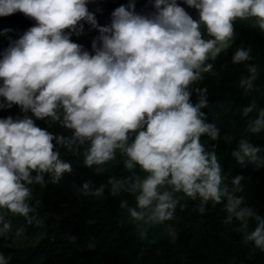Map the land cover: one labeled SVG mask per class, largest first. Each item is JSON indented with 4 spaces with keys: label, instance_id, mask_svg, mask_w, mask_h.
Here are the masks:
<instances>
[{
    "label": "clouds",
    "instance_id": "1",
    "mask_svg": "<svg viewBox=\"0 0 264 264\" xmlns=\"http://www.w3.org/2000/svg\"><path fill=\"white\" fill-rule=\"evenodd\" d=\"M90 2L0 0V16L19 11L36 22L0 52V109L16 105L24 113L0 118V239L12 231L11 217L42 225L36 204L29 203L32 186L59 183L73 173L63 149L82 156L95 176H103L105 166L119 158L127 175H110L95 188L89 179L80 193L100 197L107 189L112 197H134V206L123 199L120 207L141 239L164 226L175 243L178 231L168 222L176 220L178 209L188 208V201H198L194 207L201 215L209 204L221 205L227 214L222 223L238 222L244 244L264 252V214L242 195L245 176L225 175L215 150L219 141L235 140L231 155L238 163L248 158L264 165L252 142L264 132V107L253 99L240 113L242 132L221 135L202 111L209 106L208 88L193 87L205 74L221 79L215 62L232 47L236 21L264 32V0H184L198 19L178 0H149L154 11L148 13H138L135 0H129L104 26L89 10ZM85 24L99 32L91 51L71 39L84 34ZM251 53V47L240 46L230 58L247 72L236 84L246 96L257 91L259 76ZM54 125L69 134L50 131ZM202 136L216 142L211 151ZM251 222L255 227L249 230ZM9 260L0 253V264Z\"/></svg>",
    "mask_w": 264,
    "mask_h": 264
},
{
    "label": "trees",
    "instance_id": "2",
    "mask_svg": "<svg viewBox=\"0 0 264 264\" xmlns=\"http://www.w3.org/2000/svg\"><path fill=\"white\" fill-rule=\"evenodd\" d=\"M128 2L92 0L88 8L95 13L99 25L104 26L110 23L112 11ZM135 3L138 13L154 11L149 0H135ZM178 3L194 19H198L196 9L187 6L184 0H178ZM35 23L19 11L0 16V52ZM84 28V33L88 32L92 37L90 43H83L81 37L76 35H72L71 39L91 51V43L99 32L89 30L88 24ZM235 32L232 47L215 62L216 69L222 73L221 79L205 74L204 79L193 86L208 88L209 106L202 111L207 113V122L215 123L220 129L221 135L227 131L242 132L244 122L240 113L253 99L258 108L264 107V32L252 27L248 21L239 20L235 22ZM240 46L251 47V54L255 57L253 63L259 66V76L255 82L257 91L247 96L236 87L240 76L247 75L246 70L242 65L230 63L232 52ZM224 63H228L226 68L222 67ZM192 101H197L195 92ZM0 102H3V98H0ZM23 115L16 105L0 109V118L12 116L16 119L23 118ZM28 115L32 114L29 112ZM36 124L48 128L44 120H36ZM49 130L69 134L59 125ZM201 139L211 151L212 144L216 142L210 141L207 136ZM252 142L260 148L258 157L264 158V132L252 137ZM235 147V140L231 145L219 141L215 149L218 159L225 175L245 176L242 181L245 192L242 195L246 196L249 205L264 214V165L257 167L248 158H245L243 165L238 163L231 155ZM61 155L73 164V173H66L59 183L48 182L43 188L32 186L33 194L29 201L30 204H36V215L41 218V213H47L49 218H42V225L35 226L27 224L23 217H11L12 231L7 239H0V253L10 257L9 264H264V252L253 250L251 242L244 244L238 222L234 221L232 225L222 223L227 214L222 211L221 205L212 209L209 204L210 210L203 215L194 207L198 201H188L189 206L184 211L178 209L176 220L168 222L173 223L178 231L175 243L171 242L164 226L150 229L147 237L141 239L128 218L127 210L120 207L123 199L134 206V197L126 194L112 197L107 189L100 197L80 193V186L89 179L95 188L100 183H106L110 175H127L119 158L105 166L107 171L103 176H95L92 169L83 166L82 156L73 157L63 149ZM45 180L49 181V177L45 176ZM21 223L27 225L25 234L29 237L36 236L45 227V235L29 249L18 248L14 242V230ZM254 227V222H251L249 230ZM71 237H75V240Z\"/></svg>",
    "mask_w": 264,
    "mask_h": 264
},
{
    "label": "rangeland",
    "instance_id": "3",
    "mask_svg": "<svg viewBox=\"0 0 264 264\" xmlns=\"http://www.w3.org/2000/svg\"><path fill=\"white\" fill-rule=\"evenodd\" d=\"M81 40L83 43H90L92 40L91 35L88 32H85L84 34L80 35ZM41 218L47 219L49 218V215L47 213H41ZM27 229V225L25 223L19 224L14 232H15V245L18 248L22 249H29L37 244V242L40 240L43 235H45V227H42L39 230V233L36 236L29 237L25 234V231ZM19 233V235H17Z\"/></svg>",
    "mask_w": 264,
    "mask_h": 264
}]
</instances>
